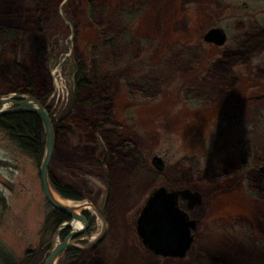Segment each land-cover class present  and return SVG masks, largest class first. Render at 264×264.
Returning a JSON list of instances; mask_svg holds the SVG:
<instances>
[{
	"label": "rangeland",
	"instance_id": "obj_1",
	"mask_svg": "<svg viewBox=\"0 0 264 264\" xmlns=\"http://www.w3.org/2000/svg\"><path fill=\"white\" fill-rule=\"evenodd\" d=\"M215 27L227 33L223 47L203 40ZM15 31L17 43L8 40ZM79 57L107 75L103 104L70 111L96 131L65 122L49 174L96 217L78 245L102 230L90 206L102 209L107 229L93 250L57 264H264V181L254 174L256 193L248 184L264 163V0H0V98L31 96L26 81L43 80L56 117L71 98ZM15 62L26 80L8 76ZM105 112L110 126L99 124ZM40 164L0 130V264H32L47 248L42 263L65 238L53 227ZM160 186L201 195L193 208L180 201L199 221L184 259L155 256L137 236L139 212Z\"/></svg>",
	"mask_w": 264,
	"mask_h": 264
},
{
	"label": "water",
	"instance_id": "obj_2",
	"mask_svg": "<svg viewBox=\"0 0 264 264\" xmlns=\"http://www.w3.org/2000/svg\"><path fill=\"white\" fill-rule=\"evenodd\" d=\"M204 41L222 47L226 44L227 34L220 27L212 28L204 35ZM61 63L58 65L60 68ZM8 104V107L6 105ZM5 106V108H4ZM13 113H31L36 115L42 122L46 133L45 153L40 165V177L43 192L48 203L57 211L66 214L72 222L62 225V228L72 227L73 222L80 221L84 228L78 227L72 231L65 240L51 246L48 258L43 264H56L60 255L67 248L73 247L82 252L93 249L103 239L107 222L99 210H93L102 219L101 232L85 247L76 244L74 237L82 235L89 227L87 218L83 215L86 209L73 208L57 201L54 196V188L49 176V166L53 156L56 132L45 106L34 97L27 96L18 99L16 95L0 98V116ZM162 160L156 158V165L160 169ZM264 173V165L260 168ZM56 193V192H55ZM188 201L187 207L193 208L201 203V195L190 189L169 190L164 186L155 189L141 209L136 224V232L142 244L156 256L171 259H184L190 251L195 240V233L199 222L191 219L189 214L181 208L179 200ZM92 207V206H91Z\"/></svg>",
	"mask_w": 264,
	"mask_h": 264
},
{
	"label": "trees",
	"instance_id": "obj_3",
	"mask_svg": "<svg viewBox=\"0 0 264 264\" xmlns=\"http://www.w3.org/2000/svg\"><path fill=\"white\" fill-rule=\"evenodd\" d=\"M45 3L46 5H50V3L48 2ZM43 5L44 3L41 2V7ZM90 10H91L90 12L92 13L91 18H93L95 15L94 7L92 6ZM96 26L100 30V34L104 35L106 30L105 28H102V23L100 22ZM10 39L17 43L19 39L16 31L13 36L8 37V40ZM104 42L107 43V41ZM101 43H102V39H101ZM109 43L111 44V46H108V44L104 46L103 49L104 51H107V49H110L109 47H112L111 40L109 41ZM41 55H42L41 50L38 48L36 63L38 60H39L38 62L41 61ZM230 57L232 59L233 54H231ZM237 59H238V54H235V62L237 61ZM224 61L225 60L222 59L219 62H224ZM76 62L78 63H76L77 70L74 76L75 77L74 89L67 107L61 113L59 112L56 117H54L50 112L57 133L63 131V124L68 120L69 122L74 120L75 123H77V121L78 122L86 121L89 125L87 128L91 132L96 131V124H94L93 122L92 123L89 122L87 118L72 116V114H70V111L75 106L81 105L82 107H85L83 105H91V104L93 105L95 102L96 104L97 103L103 104V102L102 101L100 102L97 98H99V94H101V96L104 95V91H105L104 85L108 77L107 75H102V74L99 75L96 71H93L90 68L89 69H86V67L84 68L83 60L80 57L76 59ZM8 68H9L8 76L10 78L15 80H20L16 75L17 72L18 74L22 75V80H26V75H25L26 72L20 63L15 62L11 64ZM51 90L52 89L46 86L44 90H41V88L39 87L36 88L33 78L30 77L26 83L24 90L22 91L44 103L47 97H49ZM50 110L51 108L49 109V111ZM104 117L108 118L106 124L112 123V117L110 116V113L108 114L107 112H105ZM99 124L103 125L101 121H99ZM0 130L7 133V135L13 141H15V143L18 145L21 151L31 156L36 162H41L45 153L46 133L41 120L36 115L31 113H13V114L1 115ZM52 183L54 189L64 198L75 201L83 200V196L81 194L76 193L71 187L60 186L59 183L53 179H52ZM52 215H53L54 229L58 228L62 223L69 221V217L60 211L53 209ZM86 215L89 225L93 226L96 218L88 214ZM68 233H69V229L62 231L61 233L62 237L64 238L66 235H68ZM46 249L47 248L37 251V253H35V255H33L32 257H30L32 253L27 252V256L31 258L30 262L32 264H41L40 263L41 258ZM81 254H82L81 251H78L75 248H69L66 250L64 255L65 256L67 255L66 257H71V256L78 257ZM6 264H10V263H6Z\"/></svg>",
	"mask_w": 264,
	"mask_h": 264
},
{
	"label": "bare ground",
	"instance_id": "obj_4",
	"mask_svg": "<svg viewBox=\"0 0 264 264\" xmlns=\"http://www.w3.org/2000/svg\"><path fill=\"white\" fill-rule=\"evenodd\" d=\"M15 74V73H14ZM33 78V77H32ZM33 80H34V84H35V86H37V81H38V83H39V88H41V90H44L45 89V81H43V80H41V81H39V79H34L33 78ZM43 81V82H42ZM27 82V81H26ZM56 83V81H54V85H56L55 84ZM38 100V99H37ZM40 101V100H39ZM41 102V104H42V101H40ZM44 105L46 106V104L44 103ZM94 105H97L96 104V102L94 103ZM83 106H85V105H83ZM6 107H8V104L6 105ZM4 108H5V106H4ZM111 116V115H110ZM112 117V116H111ZM105 118V117H104ZM89 120V119H88ZM52 122H53V120H52ZM102 123V122H101ZM107 122H106V120H104L103 121V124H106ZM113 123V122H112ZM53 125H54V123H53ZM54 128H55V125H54ZM55 132L57 133V131H56V128H55ZM49 176H50V174H49ZM50 179H51V177H50ZM52 180V179H51ZM69 187V186H68ZM54 196H55V198H56V200L57 201H59V202H61L62 204H64V205H69V206H72L73 208H75V207H78L79 209L81 208V209H85V208H89V205H87V204H77V203H75V202H72V201H68V200H65V199H63L62 197H60L57 193H55L54 192ZM182 200V199H181ZM75 223H76V225H77V227H81V222L80 221H75Z\"/></svg>",
	"mask_w": 264,
	"mask_h": 264
},
{
	"label": "flooded vegetation",
	"instance_id": "obj_5",
	"mask_svg": "<svg viewBox=\"0 0 264 264\" xmlns=\"http://www.w3.org/2000/svg\"><path fill=\"white\" fill-rule=\"evenodd\" d=\"M47 107V106H46ZM109 114V113H108ZM106 120V122H107V120H108V118H106L105 119ZM113 123H111V124H107V126H110V125H112ZM105 124H103L102 126H104ZM156 158L157 157H155V159H154V163H155V166L157 167V165H156ZM158 158H160V157H158ZM161 160H162V162H161V165L159 166L160 167V169L159 170H162L163 168H164V163H163V159L162 158H160ZM264 165V163L263 164H261L257 169H251L250 171H249V178H248V184H249V186H250V188H251V190L253 191V192H255L256 193V189H255V187H254V183L252 182V180H253V176H254V174H257L259 177H260V179H261V181H264V173L260 170V168L262 167ZM158 168V167H157ZM251 176V177H250ZM255 180V179H254ZM262 194V193H261ZM186 203L188 204V201H186ZM199 222V221H198ZM198 227H199V225H198ZM69 234V233H68ZM61 235V234H60ZM67 236V235H66ZM142 244V243H141ZM143 245V244H142ZM143 247L148 251V252H150L151 254H152V252L151 251H149L144 245H143ZM66 252V251H65ZM65 252H63L62 254H61V256H63L64 254H65Z\"/></svg>",
	"mask_w": 264,
	"mask_h": 264
}]
</instances>
